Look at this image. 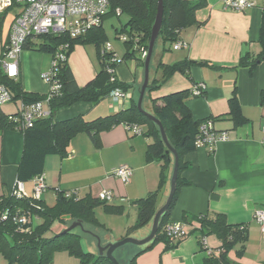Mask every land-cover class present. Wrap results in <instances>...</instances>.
I'll return each instance as SVG.
<instances>
[{"label":"crops","instance_id":"obj_1","mask_svg":"<svg viewBox=\"0 0 264 264\" xmlns=\"http://www.w3.org/2000/svg\"><path fill=\"white\" fill-rule=\"evenodd\" d=\"M252 1L255 3L254 7L239 13L224 10L222 0H206L207 7L196 15L199 24L186 27L180 33V40L186 42L188 47L177 50L182 53L175 58L176 62H165L160 49H156L157 43L161 42L159 39L150 64L151 69L154 54L157 52L154 79H161V71L157 69L161 62L172 65L189 60L209 64L192 66L188 75L176 73L150 96L159 99L172 92L190 91L200 82L206 85L205 94L188 98L187 106L195 121L212 119L213 130L226 132L228 139L218 142L213 153L203 146L185 155L184 162L188 167L182 172L181 178L189 185L182 187L169 223H185V214L190 218L209 213L226 215L229 225L243 226L248 235L244 254L237 257L238 247L229 254L230 259L237 264H264V234L255 220L256 212L264 211V61L254 70L239 66L245 55L256 57L262 51L259 40L264 0ZM6 18L0 16V56L10 35L11 25H5ZM89 46L77 45L68 60L80 88L93 81L101 69L96 48L92 51ZM113 50L116 53V49ZM51 61L52 57L42 52L28 49L22 52L20 75L16 82L24 92L42 96L48 93L49 86L42 80L41 75L50 69ZM134 71L136 73L137 69L134 68ZM116 74L122 83L127 84L131 80L125 67L116 68ZM136 77V80L129 82L131 84L128 83L132 96H140L143 86L138 83V74ZM150 81L151 78L149 83ZM235 88L243 115L248 120L242 126H235L231 119L224 118L230 112L229 102ZM19 104L20 102L7 104L1 110L5 114H13L18 110ZM125 104V108L128 107L129 103ZM44 107L48 109L46 105ZM119 110L109 98L98 103L79 102L58 110L55 121L80 115L86 121H92L115 114ZM141 127L146 130L145 126ZM152 142V138L135 134L122 124L102 132L98 147L87 134L80 133L71 142L67 157L47 158L44 172L47 189L43 194V201L47 206L55 205L59 191L76 192L79 198L90 195L98 199L102 191L108 190L112 191L114 198L107 205L118 208L119 212L110 213L103 206L99 207L104 214L125 219L118 228L101 223L97 207L96 216L104 228L95 229L81 221L71 222L68 228L74 222L82 224V227L78 225L73 230L81 236L80 245L84 252L99 253L98 238L105 246L128 237L143 240L150 235L153 222L136 226L138 207L135 203L161 189L159 206L163 207L170 193L174 171V160L163 173L159 161L147 159L148 145ZM23 149L22 133L0 129V196L11 194L16 187ZM120 167H128L132 171L128 184L114 176V172ZM24 185L27 193L32 195L34 182ZM35 220L41 223L38 217L32 216L30 224L34 226ZM186 225L189 235L175 249L166 250V244L158 242L152 249L139 255L135 264H208L209 254L206 247L219 249L222 246L220 238L216 234L208 235L207 245L203 246L199 243L198 225ZM132 226L136 228L129 232L128 229ZM142 248L144 246L122 247L121 250H125V263L128 264ZM114 257L122 263L117 254L114 253ZM0 264H7V259L1 253ZM51 264L82 263L67 251H57Z\"/></svg>","mask_w":264,"mask_h":264},{"label":"trees","instance_id":"obj_2","mask_svg":"<svg viewBox=\"0 0 264 264\" xmlns=\"http://www.w3.org/2000/svg\"><path fill=\"white\" fill-rule=\"evenodd\" d=\"M109 2L110 11L108 15L116 14V11L119 10L121 12L118 15L119 17L123 14L128 16V22L120 30L121 35L126 34L130 39L129 42L125 41L128 50L124 59H119L113 49L111 51L106 50L108 36L103 25L76 39H67L63 36H42L25 47V50L42 52L53 58L58 46L63 43L69 44L67 61L59 66L58 77L62 84L61 95L53 98L47 105L48 110H50L48 117L34 121L32 127L18 129L22 124L21 121L13 120L19 116L18 110L13 114H5L1 110L2 107H0V129L18 131L24 137V149L18 168L17 182L25 184L30 181L34 182L44 176L47 158L51 156L67 157L68 148L78 134H87L92 143L98 147L99 136L102 132L122 124L126 126L143 125L146 127V130L143 129L142 135L152 138L153 141L148 145L147 159L149 161H159L163 173L173 164L174 156L172 153H168V148L162 139L160 127L137 107L139 94L132 96L128 107L125 108L124 105L126 104L118 106L120 109L118 112L106 117L86 121L80 115L62 121H55V113L62 108L71 107L79 102L98 103L105 98L110 99L109 96L115 89H121L130 94L131 86L119 81L116 68L119 63L132 56L130 53L131 48L134 47L135 51L139 50L140 52L144 49L148 50L159 0H109ZM163 6V23L157 40L160 39L164 45L170 43V49H173V45L180 41L179 36L184 28L199 24L196 15L198 11L207 7V2L206 0H163ZM259 43L262 48L261 53L256 57L250 54L245 55L239 63L240 67H248L254 70L264 61V11ZM91 44L96 47L101 69L93 81L84 88H80L69 67L68 60L77 45ZM164 49L168 50L169 48L164 46ZM2 55L3 51L0 60ZM112 58H116L113 63L111 62ZM140 64L144 66L145 60L142 59ZM206 65L209 64L189 60L172 65L161 62L157 66V69L161 71V79L151 80L146 90L143 107L145 101L148 102L147 104L150 107L148 112L163 125L170 145L179 155V174L173 200L160 219L156 237L150 244L140 249L128 264H135V260L139 255L152 249L158 242L165 243L166 250L175 249L179 245L181 240L169 238L165 234L164 228L169 223L182 187L189 185L181 178L182 172L188 167L187 163L184 162V157L198 148L197 141L201 135L200 127L202 123L212 121V119L195 121L186 103L187 99L192 97L191 90L172 92L159 99L151 98L150 94L160 89L176 73L188 75L192 66ZM110 66L114 71V82L111 81L112 75L108 72ZM0 83L5 85L11 92L13 103L20 102L24 105H31L42 102L46 98V95L24 92L15 79H9L4 74L1 65ZM236 92L235 88L229 102L230 112L224 118L231 119L235 126H242L248 120L243 115ZM160 190L151 192L147 197L135 203L138 207L137 227L153 222L154 216L160 208ZM67 193V191H59L54 206H47L43 199L35 200L32 197L19 199L12 194L0 196V253L7 259V264H51L52 257L57 251L69 252L79 258L82 264H113L106 255L101 256L98 251L97 253L84 252L80 245L81 236L76 230L67 232V229L73 221H81L84 225L95 229L104 228L97 219L96 208L103 206L110 213H118L119 209L109 206L99 199L92 198L90 195L75 200L66 197ZM7 210L13 213L20 211L38 217L41 223L37 226L31 224L21 226L15 223L13 217L2 220V213ZM184 220L186 224L195 223L198 225L200 237L216 234L220 238L222 242L220 248L224 252L220 255L209 256L208 264H237L229 257L230 252L236 247H238L236 249L238 258L244 254L248 239L247 231L241 225H229L226 215L209 213L190 218L185 214ZM136 226L129 227L128 231H132ZM199 243L201 244L200 239ZM120 250L121 248L115 252V255Z\"/></svg>","mask_w":264,"mask_h":264},{"label":"built area","instance_id":"obj_3","mask_svg":"<svg viewBox=\"0 0 264 264\" xmlns=\"http://www.w3.org/2000/svg\"><path fill=\"white\" fill-rule=\"evenodd\" d=\"M224 10H232L235 12H244L255 6L252 0H222ZM9 10L14 13L10 27V35L7 43L3 48V55L0 60L1 68L4 74L9 79L17 80L20 75V59L25 47L32 41L42 36H63L67 39H76L87 35L93 29L103 25L106 16L110 11L109 0H0V16L8 17ZM120 15L119 10L116 11ZM121 38L126 41L127 37L121 35ZM188 44L182 40L173 45L175 51L187 48ZM112 45L107 43L106 50L111 51ZM69 44L63 43L55 51L51 61V67L48 71L41 75L42 80L49 86V91L46 98L42 102H37L31 105L20 103L18 106L17 118H10L14 121H21L22 124L18 129L32 127L34 121L48 117L50 110L45 109L44 105H49L51 100L61 95L62 84L59 80V66L67 61V51ZM142 59L145 60L148 55V50H142ZM116 58H112V63ZM108 72L112 75L111 81L114 82V71L111 66L108 67ZM206 85L203 82L194 85L191 90L193 97H201L205 94ZM111 102L114 105L121 106L129 103L132 95L121 90L115 89L110 94ZM13 103V96L9 89L0 83V107ZM133 130L135 134L141 135L143 128L138 125L127 126ZM201 135L197 141V147H207L211 153L215 151L218 142L226 141L228 134L226 132H216L212 128V121H205L200 127ZM264 133V122H263ZM114 176L124 184L130 182L132 171L128 167H120L114 172ZM34 191L29 195L22 182H17L15 189L11 193L19 199H27L32 197L35 200H42L46 189L44 176L34 181ZM66 197L79 200L76 192H68ZM114 196L112 191H102L98 199L101 202L110 203ZM14 215V216H13ZM8 217H13L15 223L19 225H29L32 219L31 215L9 210L2 213V220H7ZM255 220L260 225L264 234V211H257ZM165 234L173 240H182L189 235L188 227L185 223H168L164 228ZM201 244L207 245L206 237H200ZM209 256L220 255L224 252L222 248L209 249Z\"/></svg>","mask_w":264,"mask_h":264},{"label":"rangeland","instance_id":"obj_4","mask_svg":"<svg viewBox=\"0 0 264 264\" xmlns=\"http://www.w3.org/2000/svg\"><path fill=\"white\" fill-rule=\"evenodd\" d=\"M9 14L10 15L5 20V25H7V26L11 25V22H12L13 17H14V13L12 10H9ZM127 22H128V16L126 14H123L121 17H119L116 14H113V15H108L105 18L104 27H105V31H106L107 36H108L107 43H110L112 45V47L116 49V54L119 57V59H124V56L128 50V48L126 46V42L121 38V34H120V30L122 29V26H124ZM126 37H127L126 41L129 42L130 39H129L128 35H126ZM39 41H41V39H39ZM164 46H165V48L167 47L169 49L168 50L164 49ZM95 48L96 47L94 44H91L89 46V49L92 51H95ZM156 49H160V53H162L164 55V60L166 63L176 62L175 58L182 53L181 51H175L173 49H170V43H166V45H164L162 41L161 42L159 41L157 43ZM130 53L132 54V56L130 58L123 60L121 63H119L117 68L118 67L127 68V75L130 76L132 81L137 79L136 76L138 74V76L140 78V80H138V83L144 84L145 65L143 66L140 64V61L142 60V57H141L142 53L139 50L135 51L134 47L130 49ZM47 56L49 57L48 54H47ZM156 60H157V52H155V54H154L153 63L151 65V69L149 71V78H151V80H153L155 77V64L154 63H156ZM134 68L137 69L136 73L134 71ZM130 81H128V83ZM129 84H131V83H129ZM147 103L148 102L145 101L143 110L147 114H150L148 112L149 110H148V104ZM97 213H98V219L101 221V223L111 224V225L115 226V228H118L117 226L122 225L123 221H125V219L122 220L121 218H119L117 216H109L107 214H104L102 211V208H100V207L97 209ZM38 222H39L38 220H35L34 226H37L39 224ZM84 239H85V236H84ZM94 250H96V247H94ZM124 251L125 250L122 249L117 253V257L121 260V262L123 264H125V252Z\"/></svg>","mask_w":264,"mask_h":264},{"label":"water","instance_id":"obj_5","mask_svg":"<svg viewBox=\"0 0 264 264\" xmlns=\"http://www.w3.org/2000/svg\"><path fill=\"white\" fill-rule=\"evenodd\" d=\"M163 15H164V6H163V0H159V7H158V12L156 15V20H155V24L153 26L152 29V36H151V41L149 43V48H148V55L147 58L145 59V79H144V84L142 86L141 92H140V96H139V100H138V109L145 113L151 120H153L159 127H160V131H161V135H162V139L164 141V143L166 144L167 148H168V153H172L174 156V171H173V176H172V180H171V188H170V193L167 199V202L165 203V205L163 207H161L157 213L154 216L153 219V226H152V231L150 233V235L143 239V240H137L134 238H125L117 243H111L108 245L103 246L101 243V240L94 234H92L89 231H85V232H89L92 235L96 236L98 238V249H99V254L101 256L106 255L112 262L113 264H120L114 257V253L127 245H134L137 247H143L147 244H150L154 238L156 237V234L158 232V226H159V222L160 219L162 217V215L168 210L175 191H176V184H177V180H178V174H179V155L177 154V152L172 148V146L170 145L166 132L164 130L163 125L161 124V122H159L154 116L147 114L144 110H143V101H144V97H145V93L146 90L149 86V71H150V64H151V59L153 56V52L155 49V45L157 42V39L159 37V33L162 27V23H163ZM81 226V223H73V225L67 229V232L72 231L74 228H76L77 226ZM83 230V229H82ZM84 231V230H83Z\"/></svg>","mask_w":264,"mask_h":264}]
</instances>
